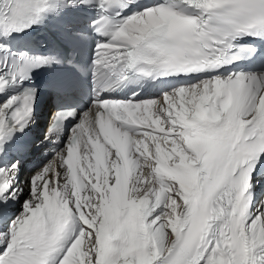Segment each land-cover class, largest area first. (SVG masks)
I'll list each match as a JSON object with an SVG mask.
<instances>
[{
  "label": "snow or ice",
  "instance_id": "1",
  "mask_svg": "<svg viewBox=\"0 0 264 264\" xmlns=\"http://www.w3.org/2000/svg\"><path fill=\"white\" fill-rule=\"evenodd\" d=\"M126 2L99 5L107 12ZM180 4L201 15L175 10ZM46 5L0 0V22L22 30ZM98 31L111 37L97 50L101 84L126 79L129 70L170 76L215 69L236 58L237 35H264V0H174L116 25L105 15ZM33 66L14 67L11 80ZM7 83L0 77V91ZM33 104L23 98L12 120L26 122ZM13 105L17 98L0 106V141ZM96 107L95 126L86 114L58 156L63 174L50 164L33 178V199L4 235L0 264H50L61 252L57 264H264V213L250 217L247 195L253 162L264 154V75L211 78L159 101ZM86 124L95 136L73 163ZM10 187L0 169V198Z\"/></svg>",
  "mask_w": 264,
  "mask_h": 264
},
{
  "label": "bare ground",
  "instance_id": "2",
  "mask_svg": "<svg viewBox=\"0 0 264 264\" xmlns=\"http://www.w3.org/2000/svg\"><path fill=\"white\" fill-rule=\"evenodd\" d=\"M43 165L39 166L37 170L29 172L26 169L20 170H11L9 172V178L11 180V187L7 189L5 192V196L8 197L13 202H16L14 206L19 205V207H16L17 209V219L21 217V215L25 212V202L30 201L33 199L32 196V180L35 176L40 174L46 167H48L50 164H53V160H49L46 163H42ZM54 167V164H53ZM59 172H62V170H58ZM64 179L63 175L59 178L58 183L63 184ZM258 210V209H257ZM253 211L252 215L250 216L252 219H255L256 217L260 216L262 213H264V209H260L259 211ZM0 247H2V242L0 240Z\"/></svg>",
  "mask_w": 264,
  "mask_h": 264
},
{
  "label": "rangeland",
  "instance_id": "3",
  "mask_svg": "<svg viewBox=\"0 0 264 264\" xmlns=\"http://www.w3.org/2000/svg\"><path fill=\"white\" fill-rule=\"evenodd\" d=\"M16 207H19V205H17Z\"/></svg>",
  "mask_w": 264,
  "mask_h": 264
}]
</instances>
